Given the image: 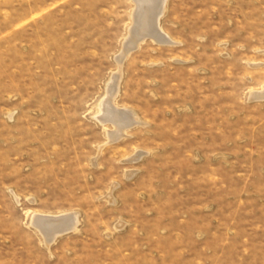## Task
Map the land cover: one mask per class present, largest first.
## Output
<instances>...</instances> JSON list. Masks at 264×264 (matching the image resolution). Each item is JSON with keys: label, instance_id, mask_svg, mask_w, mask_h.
Returning <instances> with one entry per match:
<instances>
[{"label": "rangeland", "instance_id": "1", "mask_svg": "<svg viewBox=\"0 0 264 264\" xmlns=\"http://www.w3.org/2000/svg\"><path fill=\"white\" fill-rule=\"evenodd\" d=\"M145 5L0 0V264H264V0Z\"/></svg>", "mask_w": 264, "mask_h": 264}, {"label": "bare ground", "instance_id": "2", "mask_svg": "<svg viewBox=\"0 0 264 264\" xmlns=\"http://www.w3.org/2000/svg\"><path fill=\"white\" fill-rule=\"evenodd\" d=\"M143 2H146V5L144 6L145 10L149 9L150 11H152V16H151L150 23H149L150 25H146L147 26L146 32L148 33L147 37H151L155 40L156 39L158 40L159 38L163 39L160 33V30L158 29L159 26L157 27L156 23L158 22L157 21L158 18H160L159 15L162 13V9L164 8L163 7L164 0H145V1L143 0ZM143 13L144 12H142V14ZM143 33H145V31ZM143 33L137 34L133 32L130 35V37H128V40L126 39L127 42H125V47L123 51L129 54L130 52L129 50H131L133 46L141 40L139 38L140 36L143 35ZM119 77H120L119 75L116 77V80L113 82V84H111V86L109 87L107 91L108 93L107 96L104 99H102V101L98 104V115H99L98 118H100L103 122L105 121L110 122L113 124V127L114 126L116 127V130H114V132H112L110 136L112 141L115 138L119 139L121 136H123L124 132H126L127 129L140 123L138 118L135 117L136 115L133 112L117 109L116 107H113L114 104L111 105L114 102L113 101L114 98L117 97L116 94L118 93L117 90H118L119 81H120ZM252 97L257 98V99L264 98V90L261 93L253 94ZM136 158L138 159V157ZM77 221L78 220H77L76 213H73V214L65 213L61 216L59 215L58 216H50V215L46 216V215L36 214V215H32V219H31L32 225H34L35 227H37V229H39V231L41 232L43 236V239H45L47 242L53 241L54 238H56L58 235H62L63 233H65V231H71L75 229Z\"/></svg>", "mask_w": 264, "mask_h": 264}, {"label": "water", "instance_id": "3", "mask_svg": "<svg viewBox=\"0 0 264 264\" xmlns=\"http://www.w3.org/2000/svg\"><path fill=\"white\" fill-rule=\"evenodd\" d=\"M66 232V231H65Z\"/></svg>", "mask_w": 264, "mask_h": 264}]
</instances>
